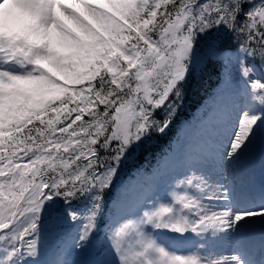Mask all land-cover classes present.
Segmentation results:
<instances>
[{
    "label": "snow or ice",
    "instance_id": "1",
    "mask_svg": "<svg viewBox=\"0 0 264 264\" xmlns=\"http://www.w3.org/2000/svg\"><path fill=\"white\" fill-rule=\"evenodd\" d=\"M217 69L195 154L105 221L123 166ZM257 156L264 0H0V264H264V190L214 178Z\"/></svg>",
    "mask_w": 264,
    "mask_h": 264
},
{
    "label": "rangeland",
    "instance_id": "2",
    "mask_svg": "<svg viewBox=\"0 0 264 264\" xmlns=\"http://www.w3.org/2000/svg\"><path fill=\"white\" fill-rule=\"evenodd\" d=\"M211 104H212V100L210 98L198 109L195 117L192 120L181 125L179 137L173 145L172 152L168 156H166L167 160H165V162L166 161L167 162L163 164L164 168L162 166H160L158 169H155L154 174L152 176L145 175V174H143V175L137 174V175L133 176V179H131L130 181H133V180H135V181H134V183H132V185H128V187L125 189L126 192H125L124 198H126L127 196H132L133 202L139 201L142 204L146 197H150L153 195L159 197V196H163L165 194V192L168 188L167 179H165V180L155 179L154 180V177H158L160 175H164L165 177H167L168 175H175L176 173L182 171V168L176 162L175 152L177 150H179L181 147H185V150H187L188 153L195 154V152L199 148V146H200L199 144H201L202 140L199 138V136H194L193 131L198 130L200 127H202L206 124V120L208 117V111H209ZM186 131H188V133H187L188 136L185 138ZM258 163H259V157L257 156V159L255 162H253V164H258ZM228 167H231V172H232V174L230 176L231 181H234L235 179H237L238 183L235 186L238 190H240L239 186L241 187V180H239V177H241L242 175L249 172V170L244 169L243 165H240V166L228 165ZM143 179H147L148 181L147 182L142 181L141 183H139ZM245 184H246L245 185V188H246L245 193H247L249 191L250 184H254L255 186H258V184H260V181L256 177H254L252 179H248L245 182ZM124 188L125 187H123V189ZM123 189L121 192L120 199L123 197V194H124ZM134 194L139 195V198H137V199L134 198ZM128 202L129 201L127 200V203ZM130 205L128 206V209L122 210V211L123 212L135 211V208L130 207ZM115 219H113V220H115ZM70 231H71V229L66 224L65 225H57L54 229V235L62 236L63 234L70 232ZM162 236L165 238L167 237V239L172 238L168 234H162ZM49 256H50V253H49ZM49 256L46 258H49ZM82 258L83 257H77V259H82ZM109 259H110V257H109Z\"/></svg>",
    "mask_w": 264,
    "mask_h": 264
},
{
    "label": "trees",
    "instance_id": "3",
    "mask_svg": "<svg viewBox=\"0 0 264 264\" xmlns=\"http://www.w3.org/2000/svg\"><path fill=\"white\" fill-rule=\"evenodd\" d=\"M259 63V62H257ZM220 79L219 70L207 74L202 80L198 79L191 85L187 92L185 99L180 106L173 123L164 134L154 133L152 137L145 142V144L138 149L136 155L123 166V170L119 175L116 184L125 176L131 174L133 171L144 170L152 167L157 163L158 156L165 153L170 147L172 139L182 120L189 119L195 109L209 96L212 95L214 87L218 84ZM115 184V186H116ZM114 187L106 197V211L109 206L110 194L112 195ZM112 192V193H111ZM105 211V212H106ZM105 220V216H104Z\"/></svg>",
    "mask_w": 264,
    "mask_h": 264
},
{
    "label": "bare ground",
    "instance_id": "4",
    "mask_svg": "<svg viewBox=\"0 0 264 264\" xmlns=\"http://www.w3.org/2000/svg\"><path fill=\"white\" fill-rule=\"evenodd\" d=\"M204 126L200 127L198 130L193 131L194 136H199V138L202 140L204 136ZM188 131H186L185 137H187ZM200 145V144H199ZM188 153L187 150H184V148H180L175 152L176 155V161L177 158L182 156L183 154ZM244 169L249 170V173L246 175L245 178L252 179L254 177L259 178L262 183L264 182V171L261 169L260 162L256 165H253V163H248V164H243ZM231 167H228V165L224 166L222 169H219L215 174L214 178L219 180L220 182L223 183H230L232 185H236L238 183V180L230 181V176H231ZM244 177H240L239 180H245ZM243 187V186H242ZM262 190H264V185L261 186H255L253 185L251 187L250 193H253L252 196L250 195H243L245 199L252 200L255 203H259L261 195H262ZM127 200H132V197H128L124 199V202H127ZM124 209H127V206H124ZM264 225H261L259 223V218H257V223L254 224L251 228L248 229L247 235L251 236L253 234H261L264 233ZM230 246L225 243L223 248L219 250H227ZM50 258V256H49Z\"/></svg>",
    "mask_w": 264,
    "mask_h": 264
}]
</instances>
